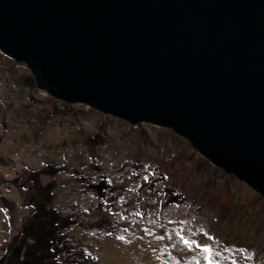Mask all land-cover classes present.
<instances>
[{
	"label": "rangeland",
	"instance_id": "374dc122",
	"mask_svg": "<svg viewBox=\"0 0 264 264\" xmlns=\"http://www.w3.org/2000/svg\"><path fill=\"white\" fill-rule=\"evenodd\" d=\"M0 115V264H264L262 195L172 129L56 98L1 50ZM37 188L51 238L15 259Z\"/></svg>",
	"mask_w": 264,
	"mask_h": 264
},
{
	"label": "water",
	"instance_id": "95a60500",
	"mask_svg": "<svg viewBox=\"0 0 264 264\" xmlns=\"http://www.w3.org/2000/svg\"><path fill=\"white\" fill-rule=\"evenodd\" d=\"M0 50L56 98L172 129L264 199V0H0Z\"/></svg>",
	"mask_w": 264,
	"mask_h": 264
},
{
	"label": "bare ground",
	"instance_id": "6f19581e",
	"mask_svg": "<svg viewBox=\"0 0 264 264\" xmlns=\"http://www.w3.org/2000/svg\"><path fill=\"white\" fill-rule=\"evenodd\" d=\"M22 128V127H21ZM23 129V128H22ZM20 133V132H19ZM58 136V135H57ZM34 187V186H33ZM36 191H41V193H42V198H41V200H43V196H44V191L43 190H41V189H36L35 190V193H37ZM27 197V194L25 195V198ZM44 201V200H43ZM45 202V201H44ZM46 203V202H45ZM35 205V204H34ZM46 205H47V203H46ZM49 208V207H48ZM48 217H49V215H48ZM47 222H48V218H47ZM48 227V226H47ZM47 234H48V228H47ZM47 234H46V237H47ZM33 238H34V236H32ZM28 246V248H30L31 247V245H26V247ZM32 246H34V245H32ZM105 253L107 254V257L109 258V261L111 262V264H115V263H117L119 260L120 261H124L125 260V258L126 257H121V256H119V255H117V254H115V255H109V252L108 251H105ZM105 254V255H106Z\"/></svg>",
	"mask_w": 264,
	"mask_h": 264
},
{
	"label": "trees",
	"instance_id": "16d2710c",
	"mask_svg": "<svg viewBox=\"0 0 264 264\" xmlns=\"http://www.w3.org/2000/svg\"><path fill=\"white\" fill-rule=\"evenodd\" d=\"M147 121H150V120H147ZM151 122H153V121H151ZM154 124H155V122H154ZM29 236H30V237L33 236V232L31 233V231H30ZM50 236H51V234L49 233V234L47 235V237H49V239H50V238H51ZM60 243L63 244L64 241H63V240H60ZM63 246H64V247H67V246H69V245H63ZM63 246H62V247H63ZM69 247H70V246H69ZM33 248H34V246L25 249V250H26V251H25V253H26V257H28L29 259L31 258V254H32V250H33ZM11 258H12V257H11Z\"/></svg>",
	"mask_w": 264,
	"mask_h": 264
},
{
	"label": "flooded vegetation",
	"instance_id": "af4514ba",
	"mask_svg": "<svg viewBox=\"0 0 264 264\" xmlns=\"http://www.w3.org/2000/svg\"><path fill=\"white\" fill-rule=\"evenodd\" d=\"M35 185H36V180H35V179H32L31 185H30V187L27 189L26 194L28 193V191L32 190V189L35 187ZM33 186H34V187H33ZM32 187H33V188H32ZM35 190H36V189H35Z\"/></svg>",
	"mask_w": 264,
	"mask_h": 264
},
{
	"label": "snow or ice",
	"instance_id": "6c2138e0",
	"mask_svg": "<svg viewBox=\"0 0 264 264\" xmlns=\"http://www.w3.org/2000/svg\"><path fill=\"white\" fill-rule=\"evenodd\" d=\"M185 243L187 244L188 241H185ZM203 250H204L205 252H209V251H210V249H208L207 247H205ZM209 264H211V260H209Z\"/></svg>",
	"mask_w": 264,
	"mask_h": 264
},
{
	"label": "crops",
	"instance_id": "0c3cea01",
	"mask_svg": "<svg viewBox=\"0 0 264 264\" xmlns=\"http://www.w3.org/2000/svg\"><path fill=\"white\" fill-rule=\"evenodd\" d=\"M0 117H1V115H0ZM0 130H2L1 128H0ZM7 138V137H6Z\"/></svg>",
	"mask_w": 264,
	"mask_h": 264
}]
</instances>
